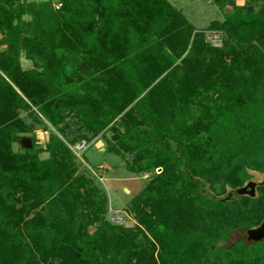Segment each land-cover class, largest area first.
Segmentation results:
<instances>
[{
  "label": "trees",
  "instance_id": "trees-1",
  "mask_svg": "<svg viewBox=\"0 0 264 264\" xmlns=\"http://www.w3.org/2000/svg\"><path fill=\"white\" fill-rule=\"evenodd\" d=\"M61 5L0 0V46L6 47L0 53V264L155 262L150 246L138 241L140 229L105 221V201L90 181L75 177L74 155L62 142L48 149L47 160L39 158L32 138L25 154L13 151L14 137L30 132L17 121L16 109L31 107L56 127L73 114L81 130L94 135L111 128L120 148L115 152L137 155L132 171L162 169L158 182L134 199L141 221L162 246L160 262L264 264V241L229 243L233 233L264 223V186L256 198L230 201L207 188L224 180L232 191L251 182V171L264 174V5L236 6L224 21L213 22L210 30L225 36L221 48L206 44L204 32L167 0ZM23 53L42 71H25ZM81 67L85 77L78 75ZM70 73L76 75L72 83ZM118 118L123 132L112 126ZM12 182L25 201L34 200L31 209L45 203L50 209L49 219L26 223L31 240L15 227L22 212L3 197ZM60 205L70 220H58L54 207ZM182 214L178 228L172 219ZM165 222L170 229L161 232L157 226Z\"/></svg>",
  "mask_w": 264,
  "mask_h": 264
},
{
  "label": "rangeland",
  "instance_id": "rangeland-1",
  "mask_svg": "<svg viewBox=\"0 0 264 264\" xmlns=\"http://www.w3.org/2000/svg\"><path fill=\"white\" fill-rule=\"evenodd\" d=\"M24 1V0H23ZM52 1L53 8L57 9L61 5L62 0H25V2H45ZM171 4L182 12L191 25H193L198 31L204 36V41L206 44L212 45L213 47L215 42L211 40L213 32H217L221 41L218 42L221 48L223 41L225 39L224 33L220 31H211L210 27L215 21H224L227 15H231L235 8L226 7L221 9L220 6H227L219 4L217 0H169ZM29 19L28 17H25ZM0 35V40H1ZM6 51V47L0 46V53ZM77 65L79 64L78 60L74 58ZM71 63V60H69ZM177 63H180L177 62ZM22 68L25 71L35 70L42 71L40 62L31 61L26 58L25 53H23L21 58ZM176 65V64H175ZM175 65L171 68L173 69ZM73 67L74 64H71ZM77 69V68H76ZM78 75L85 77L87 71L85 68L77 69ZM69 81L74 82L75 74H69ZM163 78V77H162ZM160 78L157 83L162 79ZM72 80V81H71ZM155 83L154 85H156ZM153 85V86H154ZM149 88L139 99H137L123 114H127L129 110L140 100L143 99L147 94L150 93L151 89ZM18 114L17 121H23L26 125L29 126V133H20L14 139H17L13 145L12 149L15 153L25 154L26 148L22 144V140L25 138H32L35 141L36 151L39 154L41 160H47L50 158L51 154L48 152V149L55 144V141L62 142L72 153V163L73 169L75 171V177H85L88 181L91 182V187L98 193L97 199L101 198L105 201L104 213L102 214L105 221L115 225L116 227H124L126 229L134 230L135 233L138 232V229L142 231V234L139 236L138 241L144 242L150 246L153 250L154 260L153 264H163L159 261V254L162 251V246L157 242L149 231V226L141 221L142 213L134 205V199L137 198L142 191L151 183L156 184L157 177H160L162 174V169L149 170L143 172H134L131 170V167H136V153L131 154L126 150H121L120 154H117L116 150L120 151L119 143L114 138V133L111 128L105 130L99 135H94L87 130H81V122L73 114H67L66 122L56 127L49 120H47L37 108L31 107V109H16ZM126 116V115H125ZM124 118V117H123ZM123 118H118L112 126L117 127L122 132L124 128L121 124ZM16 122V121H13ZM22 122V123H23ZM31 127V128H30ZM22 127H20L21 129ZM81 136L86 137V139H80ZM75 140L76 142H73ZM105 148L106 152H101L100 149ZM116 151V152H115ZM253 179L251 181L256 183H263L264 174L259 172L251 171ZM70 182L66 185V187ZM12 183H7L4 187L3 197L7 200L8 206L15 207L17 211L22 212L21 221L17 223L15 227L23 230V236L27 240H31V237L25 232L26 223L30 219L38 218L49 219L50 209L47 203L38 205L37 207L30 208V204L34 203V200H24L25 197L22 193L17 194V190L13 189ZM65 188V187H64ZM208 194H213L216 198H224V196L230 192V188L224 187V180L218 181L212 188L211 184L208 185ZM226 189V192H224ZM81 196L87 197V192L82 190ZM249 197V196H247ZM258 197V191L254 198ZM94 198V201L97 200ZM20 200V201H19ZM82 202V201H81ZM58 205V204H57ZM84 212L89 213L88 206L90 205L89 198L83 203ZM95 205L98 207V202H95ZM54 212L58 215V220L67 221L70 220L73 216L69 215L62 205L55 206ZM145 212L151 213L150 208H146ZM121 215L124 218L123 221L117 223L114 220V217ZM183 215V214H182ZM177 215L172 221H178L175 225L176 227H181L179 223H182L186 217L183 215ZM9 221L16 222V215L8 217L5 216ZM7 220V221H8ZM157 226L161 232L164 229H170L171 224L165 222ZM102 226V223L90 226V233H94L97 227ZM246 234V231H237L231 235L230 244H236L241 239L243 235ZM222 245V244H221ZM225 261L228 259H224ZM136 263V261H135ZM148 264V263H143ZM152 264V263H151ZM218 264V263H216Z\"/></svg>",
  "mask_w": 264,
  "mask_h": 264
},
{
  "label": "water",
  "instance_id": "water-1",
  "mask_svg": "<svg viewBox=\"0 0 264 264\" xmlns=\"http://www.w3.org/2000/svg\"><path fill=\"white\" fill-rule=\"evenodd\" d=\"M72 81V80H71ZM22 144L26 149H32L33 148V140L31 138H25L22 140ZM260 186H264L263 183H256V182H249L246 186L235 189L230 191L225 197V201H230L234 197H241V196H250L254 198L257 194V189ZM247 239L253 243H258L264 241V223L250 231L247 232Z\"/></svg>",
  "mask_w": 264,
  "mask_h": 264
},
{
  "label": "crops",
  "instance_id": "crops-1",
  "mask_svg": "<svg viewBox=\"0 0 264 264\" xmlns=\"http://www.w3.org/2000/svg\"><path fill=\"white\" fill-rule=\"evenodd\" d=\"M25 1V0H24ZM170 4H171V2L169 1V0H167ZM224 2H225V4L224 5H227V6H220L219 5V7L221 8V9H223V8H226V7H232V8H235L236 6H246V5H249V4H252V5H254L256 8H258V7H261V6H263L264 5V0H223ZM172 5V4H171ZM173 6V5H172ZM174 7V6H173ZM176 10H178L176 7H174ZM180 13H182L180 10H178ZM195 28V27H194ZM195 30L197 31V32H200V31H198L196 28H195ZM101 150V152H106L105 150V148H102V149H100Z\"/></svg>",
  "mask_w": 264,
  "mask_h": 264
},
{
  "label": "built area",
  "instance_id": "built-area-1",
  "mask_svg": "<svg viewBox=\"0 0 264 264\" xmlns=\"http://www.w3.org/2000/svg\"><path fill=\"white\" fill-rule=\"evenodd\" d=\"M62 5H60L59 7H57V9H60ZM211 40L215 42L214 46L215 47H220L221 45L218 44V42L221 41V37L220 35L217 33V32H213L212 34V37H211ZM114 220L117 222V223H120L121 221L124 220V218L121 217V215H117L114 217Z\"/></svg>",
  "mask_w": 264,
  "mask_h": 264
},
{
  "label": "flooded vegetation",
  "instance_id": "flooded-vegetation-1",
  "mask_svg": "<svg viewBox=\"0 0 264 264\" xmlns=\"http://www.w3.org/2000/svg\"><path fill=\"white\" fill-rule=\"evenodd\" d=\"M243 236H244L243 239H241L240 241L247 242L248 244H254L253 242H251V241H249V240L247 239V232H246V234H244Z\"/></svg>",
  "mask_w": 264,
  "mask_h": 264
}]
</instances>
